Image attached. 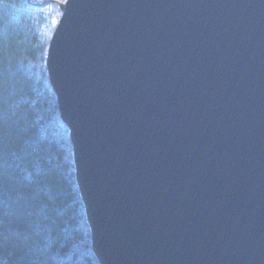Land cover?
I'll return each mask as SVG.
<instances>
[{
    "label": "water",
    "instance_id": "obj_1",
    "mask_svg": "<svg viewBox=\"0 0 264 264\" xmlns=\"http://www.w3.org/2000/svg\"><path fill=\"white\" fill-rule=\"evenodd\" d=\"M45 67L99 264H264V0H65Z\"/></svg>",
    "mask_w": 264,
    "mask_h": 264
},
{
    "label": "trees",
    "instance_id": "obj_2",
    "mask_svg": "<svg viewBox=\"0 0 264 264\" xmlns=\"http://www.w3.org/2000/svg\"><path fill=\"white\" fill-rule=\"evenodd\" d=\"M65 0H0V264H99L45 57Z\"/></svg>",
    "mask_w": 264,
    "mask_h": 264
}]
</instances>
